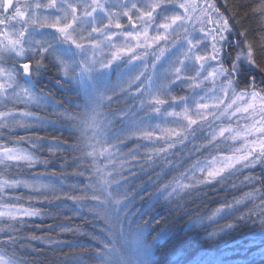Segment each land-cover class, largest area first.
<instances>
[{
  "label": "snow or ice",
  "instance_id": "6c2138e0",
  "mask_svg": "<svg viewBox=\"0 0 264 264\" xmlns=\"http://www.w3.org/2000/svg\"><path fill=\"white\" fill-rule=\"evenodd\" d=\"M238 8L233 6L229 17L215 0H0V129L55 126L37 116L31 110L35 108L68 122L75 141L67 149L62 141L45 145L42 136H20L11 147L0 144V222H7L0 232H19L29 219L50 215L36 204L70 200L74 214L87 211L103 222L100 231L105 239L91 237L99 245L91 250L92 264H151V249L168 237V229L165 222L148 241L151 220L144 217H153L160 208L171 212L192 190L222 183L225 174L256 168L260 172L246 175L244 182L260 181L261 187L244 193L234 204L217 208L208 219L221 213L240 221L255 217L264 229V198L256 203L257 193L264 189V0L251 9L262 29L259 41L249 39V30L242 28L235 43L240 50L229 69L222 53L224 42L234 32L232 20ZM241 63L261 74L259 82L254 72L243 87L233 79ZM50 66L56 70L57 86L70 88L74 94V108L58 110L61 101L37 88ZM206 82L211 87L205 88ZM178 88L189 94L177 95ZM117 103L126 106L116 109ZM21 104L24 109L17 110ZM206 128L202 142L188 149L189 138L195 141ZM21 142L39 151L46 147L50 156L70 151L73 171H64L69 163L65 159L61 170L50 175L78 176L87 182L80 188L69 185V192L63 179L37 183L17 178L24 169L38 164L47 168L51 163L19 147ZM129 142H135L134 146L129 147ZM225 146L228 152L221 154ZM195 153L207 155L192 159ZM170 155L178 160L169 159ZM188 160L191 164L180 171ZM13 167L18 172L5 175ZM135 167L145 173L153 171L154 178L149 176L153 191L130 179L137 176ZM174 171L178 174L173 175ZM20 188L29 194L9 193ZM137 198L147 206L140 219L133 221L129 210ZM246 202L253 206L248 208ZM241 205L248 210L237 216ZM55 206L63 211L60 204ZM57 227L61 232L78 231L64 224ZM234 227L228 223L220 232ZM20 238L60 243L36 235ZM16 241V236H9L0 243L15 245ZM65 256L80 264L79 256ZM0 264L25 262L15 251L8 253L0 247Z\"/></svg>",
  "mask_w": 264,
  "mask_h": 264
},
{
  "label": "trees",
  "instance_id": "16d2710c",
  "mask_svg": "<svg viewBox=\"0 0 264 264\" xmlns=\"http://www.w3.org/2000/svg\"><path fill=\"white\" fill-rule=\"evenodd\" d=\"M217 7L227 16L231 17L233 6L239 5L238 14L232 24L234 32L229 34L230 39L224 45L223 50V62L226 68L231 67L232 62L235 59L236 53L240 50L235 47L238 33L244 29L249 30V39H255L259 41L261 27L258 25L257 18L252 13L251 9L255 6L259 0H228L229 7L225 8V0H215ZM244 13H247L245 16ZM236 20H241V24H237ZM127 23V20L124 19ZM242 39V38H241ZM254 72L257 81L259 82L260 73L255 72L241 63L240 72L238 76L233 77L237 80L241 87L245 81L249 79V73ZM57 73L54 67L50 66L47 72L39 78L37 88L45 89L46 91L53 93L56 99L61 101L58 110H62L65 107L69 109L75 106V97L71 89L62 88L56 84ZM126 106L125 103H120ZM24 105L16 106L17 110H23ZM37 116L46 117L49 122L55 123V128L49 129H33L29 131H20L18 128H3L0 129V144H6L9 147L13 146L15 141L20 136L32 137L36 136L45 137L43 143L48 144H60L63 142L62 147L67 149L68 145L74 143V136L70 134L69 124L51 114L49 111L32 108ZM78 135V133L76 134ZM200 134L197 133V138L192 141L190 137V143L188 149H192L194 145H198L202 142ZM134 143V142H133ZM146 143V142H140ZM19 147L28 148L36 153L40 159L50 160L51 163L47 168L44 165L38 164L32 169H24L22 173H19L17 178L28 180L29 182L35 181L37 183H58L60 179L64 180V187L66 191L72 190L68 187L71 184H76L78 188L83 187V184L87 181L83 177L67 176L57 177L50 175L53 172H59L60 165L64 163L66 159L69 163L65 167L64 171L70 173L73 171L74 162L72 153L65 151L58 153L56 156H50L45 147L43 151L32 149L29 144L21 142ZM134 144H129V147ZM141 155L144 149H140ZM221 154L228 152V147L225 146L220 150ZM207 153H195L192 159L199 157L203 159ZM169 159L176 162L177 156L170 155ZM143 163V161H140ZM192 160H188L184 167L180 168V171H184L191 164ZM2 167V166H0ZM136 172V177H130L136 184L144 183L148 191H153L151 184L149 183V176L154 178L152 170H148L147 173L142 172L138 167L133 168ZM159 171V167L156 168ZM16 168H11L5 175H12L17 173ZM48 173L49 175L38 176L39 173ZM260 169H243L241 172H236L234 175H226V179L222 183L214 182L213 185H203L199 189L192 190L190 195H186L185 198L178 200L175 205L172 206L171 212L167 208H160L153 217H144L151 220V227L149 228L150 235L147 236L148 241H151L152 237L156 236V233L161 227L167 224L168 237L163 240H158L152 247V255L150 258L151 264H264V229L255 217L246 219L243 221L236 220L235 216L225 215L221 213L215 222H210L207 225L205 222L196 224L194 221L203 219V221L209 217L217 208L223 207L228 203H235V200L244 193L253 191L255 188L261 187V182L257 181L255 184H248L244 182L246 175L259 173ZM173 175L178 174L175 171ZM235 185V187H233ZM14 192L16 195L25 194L28 195L26 189L9 190V193ZM264 189L261 193H257L256 203H259L261 198H264ZM35 195V194H33ZM145 199H147L148 192L144 193ZM23 202V201H21ZM86 204H90V201H86ZM248 208H251L252 202H246ZM60 204L63 211L57 208L55 205ZM50 215H45L43 219L35 218L29 219L28 223L20 227L19 232H0V242L7 241L9 236H16L17 241L15 245L0 243V247H3L8 253L15 251L17 258L22 259L25 264H73L71 260H66L65 254L68 256H79L80 264H92V257L94 252L91 250L98 248L99 245L95 243L92 236H96L100 239H105V234L100 231V228L104 227L103 222L94 219L87 211H80L79 215L74 214L73 209L75 205L70 200L56 201L55 204H36ZM147 205L144 201L137 198L136 202L131 206L130 218L133 221L140 219V214L143 212ZM240 212L236 215H240L241 212H247V208L238 206ZM55 216V219L52 218ZM156 220H161L160 225H156ZM127 221V220H126ZM125 221V224H126ZM7 222H0V226H6ZM228 223L235 225L232 229H226L225 232H220V228L224 227ZM60 224L67 225L71 228L78 229L76 232H61L57 227ZM51 226V227H49ZM134 226V224H133ZM155 228V231L151 229ZM81 232L84 234L81 235ZM218 233L217 236L212 235ZM29 235H36L44 237L49 240L60 241L59 244L41 243L40 241H29L21 239L20 237H27Z\"/></svg>",
  "mask_w": 264,
  "mask_h": 264
},
{
  "label": "rangeland",
  "instance_id": "374dc122",
  "mask_svg": "<svg viewBox=\"0 0 264 264\" xmlns=\"http://www.w3.org/2000/svg\"><path fill=\"white\" fill-rule=\"evenodd\" d=\"M213 15H215V14H213ZM124 19H126V18H124ZM207 27H212V25H207ZM44 31H51V30H44ZM195 35H197V36H199L200 34L197 32ZM227 43V41L226 42H224V45ZM222 57H223V53H222ZM245 65L247 66V64L245 63ZM151 70L149 69V72H150ZM116 79V77H115V75H113V80H115ZM208 87H211V84L210 83H207L206 82V84H205V88H208ZM63 88V87H62ZM65 89V88H64ZM68 89H70V88H68ZM197 91H200V90H197ZM175 93L177 94V95H187V94H189L188 93V90H186V89H183V88H178V89H176L175 90ZM202 94V93H201ZM127 103H130V101L129 102H127ZM22 105V104H21ZM18 106V105H17ZM123 107H125V105H123V104H120V103H117V104H115L114 105V108H116V109H119V108H123ZM212 118L211 117H209V120H211ZM233 119H236V118H233ZM226 122V121H225ZM244 122H246V121H242V123H244ZM68 123V122H67ZM216 123H220L219 121H217ZM50 127H53V126H48L47 127V129H49ZM54 128H55V126H54ZM19 129V128H18ZM33 129H38V128H33ZM33 129H29V130H33ZM39 129H44V128H39ZM20 131H23V132H25V130H23V129H19ZM29 130H27V131H29ZM45 130V129H44ZM208 131V129L206 128L205 129V131L203 132V133H199L201 136H200V138H202L205 134H206V132ZM134 144L133 142H129V144ZM228 144H231L232 142L231 141H229V142H227ZM237 143H239V142H237ZM124 151H127L128 149L127 148H124L123 149ZM140 152H142V151H140ZM117 156L119 157V154H117ZM126 175H127V173H125ZM203 186V185H202ZM20 189H23V188H20ZM27 190V189H26ZM211 215V214H210ZM209 215V216H210ZM217 218H218V216L214 219V220H209L208 219V217L203 221V222H205L207 225H209V224H211L210 222H215L216 220H217ZM32 219H35V218H32ZM38 219V218H37ZM125 228H128V224H127V221H126V224H125ZM133 228H134V226H133ZM226 231V230H225ZM224 231V232H225ZM223 233V232H222ZM214 236H217V234L216 235H214ZM133 246V237L131 236V234H129V247L131 248ZM151 255H152V249H151ZM150 258H151V256H150ZM149 258V259H150Z\"/></svg>",
  "mask_w": 264,
  "mask_h": 264
},
{
  "label": "bare ground",
  "instance_id": "6f19581e",
  "mask_svg": "<svg viewBox=\"0 0 264 264\" xmlns=\"http://www.w3.org/2000/svg\"><path fill=\"white\" fill-rule=\"evenodd\" d=\"M161 241V240H160Z\"/></svg>",
  "mask_w": 264,
  "mask_h": 264
}]
</instances>
